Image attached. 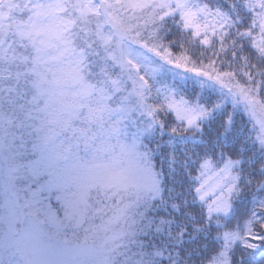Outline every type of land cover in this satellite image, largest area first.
<instances>
[{"label":"snow or ice","instance_id":"6c2138e0","mask_svg":"<svg viewBox=\"0 0 264 264\" xmlns=\"http://www.w3.org/2000/svg\"><path fill=\"white\" fill-rule=\"evenodd\" d=\"M0 264H264V0H0Z\"/></svg>","mask_w":264,"mask_h":264}]
</instances>
